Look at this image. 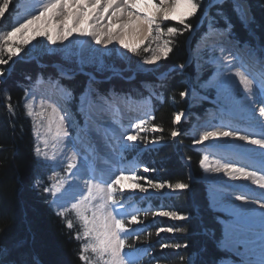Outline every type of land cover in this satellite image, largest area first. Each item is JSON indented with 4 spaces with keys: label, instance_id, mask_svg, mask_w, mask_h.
I'll return each instance as SVG.
<instances>
[{
    "label": "trees",
    "instance_id": "1",
    "mask_svg": "<svg viewBox=\"0 0 264 264\" xmlns=\"http://www.w3.org/2000/svg\"><path fill=\"white\" fill-rule=\"evenodd\" d=\"M198 2L202 7L187 20L191 28L171 24L180 29V34L163 36L172 41V51L161 61L160 71H172L164 80L156 79L157 84H160L154 88L156 97H151L153 118L150 124L157 130V136L152 139L160 144L151 151V155H145L147 166L152 170L151 175L157 181L189 184V189L169 196L166 202L171 205V210L186 219L170 224L167 217L152 220L146 216L140 221L141 224L136 225L140 229L137 233L140 240L137 241L136 235H133L129 243L133 249L146 250L148 254L137 264H155L154 258H159L161 264H180L191 256H194L193 264H218L227 254L219 245L220 226L215 220L217 213L208 207L199 180V155L190 148L189 137H181V146L170 140L175 112L189 110L180 92L186 90L185 78L194 75L192 66L186 63V44L190 32L196 27L204 29V25L199 26V22L206 11L221 26L224 24L223 19L216 14L217 7L211 6V0ZM247 4L251 17H254V23L247 26L233 11L232 0L223 4V10L234 25L232 33L238 44L247 42L251 47L258 44L264 52V0H247ZM199 32L197 30L191 42L200 36ZM144 56L143 50L139 54H129L128 62L134 68L136 62H140ZM4 58L7 59V54ZM114 58V54L105 57L104 67L101 68L85 66V70L102 78L99 82H92L94 94L106 97L110 94L135 98L150 96L143 83L153 82L155 78L149 73L138 71H123L120 75H113L109 73V68H112L110 66L122 69L127 67L125 62ZM111 59L115 61L110 62ZM56 64L71 68L73 78L60 76L54 67ZM181 65L184 67L180 71ZM0 70H3V74H0V248L8 249L5 258L17 264H37V261L39 264H85L79 259L84 240L83 237L77 239L81 230L79 219L71 212L59 215L50 205V195L43 190L49 186L48 176L52 169L35 152L33 122L26 114L23 97L37 76L52 77L71 90V104L75 106L85 92L89 78L79 72L76 60L68 64L63 52H48L46 47L35 51L22 48L7 64L0 65ZM201 109L196 106L191 108V112ZM185 160L189 162V173L193 178L191 183L188 182ZM152 200L156 205L159 202L154 198ZM68 221L73 224L71 229L67 226ZM167 227H182L184 231L174 232L172 236L164 232L162 238L156 237L158 228ZM175 243H181V249L174 250L172 245ZM161 244H168L169 247L161 249ZM169 257L174 259L169 260Z\"/></svg>",
    "mask_w": 264,
    "mask_h": 264
},
{
    "label": "snow or ice",
    "instance_id": "2",
    "mask_svg": "<svg viewBox=\"0 0 264 264\" xmlns=\"http://www.w3.org/2000/svg\"><path fill=\"white\" fill-rule=\"evenodd\" d=\"M226 2L227 0H211V6L217 7V16L224 21L222 26L218 20L208 16L207 12L204 13V18L208 20L209 30L217 32L221 36H230L234 28L230 17L223 10V4ZM232 3L233 11L237 13L242 23H245L246 26L254 23V17L249 15L250 7L247 4V0H232ZM201 7L202 4L198 0H47V3L42 5L38 15H32L31 18L19 23V26H13L11 31L0 35V65L7 64L12 60L22 50L23 45L27 44L36 35L46 37L51 44L55 45L58 41L62 42L69 36H72L74 31L78 32L80 36H89L94 39L96 44H103L106 47L108 45L114 46V43H118L123 49L133 54H139L141 50L144 52L151 51L152 54L144 59L143 63L149 65L156 64L162 58L168 57L172 51L170 47L172 41L164 39L162 45L157 44L155 48L152 45L161 36L173 37L180 34L178 27L167 26L165 22L175 21L185 29L191 28L192 26L187 23V20L196 15L197 10ZM8 8L9 0H0V17H4ZM42 20L44 21L43 27L38 24ZM201 23H203V19ZM30 30L32 35L28 36ZM18 34L19 43H13L12 41L17 38ZM215 47L216 45H213V50H215ZM219 47L221 52L226 50L222 44ZM245 47H250V45L246 42ZM111 51L112 49H108L102 55L107 56ZM5 54H7V59L4 58ZM117 54H119L118 50ZM71 55L73 53L65 50L66 59ZM211 62L216 65V78L207 81V85L216 87L218 91L217 100L223 99L224 101L220 109L222 118L224 116L235 115L241 106L251 108L256 102L252 99L253 96H257V94L264 96V63H262L259 80H254L241 71L233 74L231 68L234 65L231 63H223L219 58H213ZM93 63H97V58H81L79 60V64L81 65L80 70L83 71V65ZM98 63L100 67H104L105 62L103 59H99ZM110 67H112L115 73L120 72V69L115 68V66ZM160 67V65H157L151 71H160ZM180 67L183 68L184 65ZM139 70L144 71L142 67H139ZM169 71L172 70L170 69ZM0 74H3V70H0ZM85 74L90 77L89 87L81 94L78 106L79 111H83L86 101L89 104L96 103V101H92L91 99L93 91L91 83L96 81V77L91 73ZM167 75V72L161 73L162 78H166ZM61 76L66 79L73 78V76L68 75L64 71L61 72ZM235 78L239 79L243 95H240V88L236 86ZM54 84L59 85V80L55 81ZM59 87L69 100L72 99L70 89L64 90L63 85ZM254 87H256V91H254ZM185 95L186 92H180L181 97ZM97 99L98 101L107 102V98L99 93H97ZM261 102L264 103V100ZM24 107L27 110V116L33 118L34 124L36 123L35 118H40L39 124L34 128V131L38 138L43 141L46 148L49 145V140L40 137L41 128L49 134L53 141V149H55L56 143L64 137L69 136V129L65 128L67 117L62 115L57 107H51V111L49 112L41 104L40 110L35 111L31 100L25 103ZM260 116L264 117V108L260 109ZM175 121H181V114L175 116ZM145 123L144 120H141L140 124L136 125L137 129L144 131L141 125ZM261 127L264 128V123H262ZM179 134L178 130L174 128L170 136L175 139ZM225 138L246 141L253 146H258L262 150V155H264V133L259 138H250L249 135H241L238 129L205 131L195 143L204 144L205 142H214ZM137 139V135L127 136L128 141H136ZM157 142L159 141H154V143ZM128 147H132V145ZM35 152L37 156L44 155L47 157V153L42 152L38 145L35 148ZM74 160L75 157L72 158V162H69V169L76 167ZM199 163L206 172L223 173L230 178H244L264 188V176H258L255 171H248L244 167H238L233 163L221 162L220 160L209 162L207 155L200 159ZM148 171V168L144 169V172ZM125 179L146 181L148 187H145L144 183L139 182L133 183L130 186L133 189H138L140 193H147L149 188L153 190H163L165 188L172 190L189 189V184L186 182L158 183L142 175L124 176L123 173L117 175L111 182H107L106 188L101 184L88 182L86 185L87 195H82L80 200L72 204V209L76 212L81 224V230L77 235V239L83 237L85 240L79 256V259L84 261L85 264H137V252L139 249L134 250L133 246L129 243L131 237L135 234V229L129 228L128 224L139 223L138 217L136 212H133L130 214L129 221L123 210L124 205L122 200L117 199L118 194L122 196L123 194L116 188V185H120V188L123 189L125 185L121 184V181ZM43 190L46 193H50L53 197H56L59 191L56 187H44ZM123 199H127V197L124 196ZM236 199L242 200L243 197L237 196ZM261 207H264V204ZM64 214L63 211L59 213L61 216ZM156 215L168 217L174 221L186 219V217L178 215L177 211L162 210L156 213ZM67 226L71 229L73 227L72 222L68 221ZM159 231L182 233L184 229L182 227H167L161 228ZM136 240H140L139 235H136ZM160 247L164 249L168 248L169 245L161 244ZM181 247V243L172 245L174 250H179ZM89 251L94 255L95 260H90V257L87 255ZM7 254L8 249L0 248V264H17L16 261L7 260L5 258ZM176 255H179V253H176ZM154 259L155 264H161L159 258ZM168 259L172 260L174 257H169ZM37 264H39L38 261ZM225 264H233V262L228 260Z\"/></svg>",
    "mask_w": 264,
    "mask_h": 264
},
{
    "label": "bare ground",
    "instance_id": "3",
    "mask_svg": "<svg viewBox=\"0 0 264 264\" xmlns=\"http://www.w3.org/2000/svg\"><path fill=\"white\" fill-rule=\"evenodd\" d=\"M44 3H47V0H25V2L20 5L22 7L20 10L21 15H19L20 17L18 16L19 18H17L18 20L13 26H19V23L23 22L25 19L31 18L32 15H38ZM38 24L43 27L44 21L42 20L38 22ZM28 35H32L31 30L28 32ZM72 35H79V33L74 31ZM84 37V52H89V50L94 48L97 44L91 37ZM219 39L223 40L222 38ZM210 42H214V45H216L215 50H213L212 47L211 51H216L218 55L203 60L211 71L209 80H214L216 78V65L211 62L213 58H219L223 63H231L234 65L231 68L233 74L237 71H241L248 75L250 79L259 80L260 75L257 74V72L260 73L262 71V63H264V61L255 65L249 62L250 60L252 61V58L246 52L243 54L245 56H241L239 55L241 54L240 52H235L226 46H223L226 50L221 52L219 47L221 44L218 43L220 41L217 40V42H215V40H213ZM115 44L119 45L118 43ZM233 56H238L237 59H239L240 56L241 58L246 57L248 60L246 61L245 59L242 64L240 63L241 66L238 65V67L233 62L235 59ZM244 63H250L251 67H246ZM149 66L152 67L153 64ZM258 66H260L259 69ZM55 81L57 80L40 76L36 80L33 88L43 83L41 87L43 86L44 89L38 87L32 91L26 103L31 100L34 109L37 111L40 110L41 104H43L49 112L51 111V107H57V105L63 111L65 107H68V103L65 105L63 104L62 98L64 94L60 90V84H54ZM235 84L240 88V95H243V89L242 86L239 85L238 78H235ZM208 87H210L214 93V95H210L214 96L215 102H211L210 106L206 104L209 102H203V113L200 112V114H198L200 116L192 120V122L194 121L192 136L195 141L198 140L205 131L212 130L225 131L238 129L241 135H249L250 138H259V136L264 133V128L261 127L262 123H264V117L260 116V109L264 108V103L261 102L264 100V96H260L259 94L253 96L252 99L256 102L251 108L241 106L235 115L224 116L222 118L220 109L224 101L223 99L217 100L218 91L216 87ZM254 91H256V87H254ZM187 94L191 99H194V95H191L189 91H187ZM111 96H113V94L104 97L110 98ZM147 97L149 96L133 98L144 99ZM54 100H56L57 103ZM77 107L72 111V114L74 118L78 120V125L72 123L68 125V127H72V131L70 130V132L72 135L76 136L75 140L77 144L73 143V145L71 144L72 141L70 143L68 141L66 145L65 141L61 140L56 143V147L53 149V141H51L50 145L47 148L44 147L43 150V152L47 153V157L44 155L42 156L46 161L54 162V167L61 166L62 162L67 157H75L74 162L86 166L89 169L86 168L81 171L74 169L70 173L71 176L59 180L60 183L52 186L59 189L57 194L60 193V196L56 200L54 199V205H59L65 200L68 202L75 200V198L80 195L81 185L83 183H88L89 180H92V184H94L93 179L104 182L111 177L120 175V170L125 168L126 165L120 163V165L118 164L119 168H117L115 164L117 163L116 161L121 160L123 157L119 156L117 148H119L118 145H121L123 148L126 147V144L129 142L127 136L131 132V129H134L128 125L130 122L128 120L133 119L134 121H132L136 126L140 124L141 120H144L145 113L148 111L146 104H135L127 101H113L112 103L96 101V103L93 104H89L86 101L83 111H79ZM189 121L191 123V119ZM189 121L186 122L188 125ZM78 133H81L79 135L80 137H77ZM196 147L204 153V156L207 155L209 157V162L220 160L221 162L233 163L238 167H244L248 171H255L258 176H264V155H262V150L258 146H253L246 141L225 138L214 142L196 144ZM124 151L125 150H123L122 153ZM112 152L116 157H119L115 158L112 156ZM107 153L111 156H107ZM72 158H70L71 162ZM203 174L205 176V183L208 184V196L210 197L212 211L214 210L217 216H220L225 221L223 223L226 229L223 243L227 246V249L229 248L230 252L224 249L227 252V257H224L226 260L222 261L220 264H225L228 260H231L233 264H264V207H261V205L264 204V188H261L258 184H254L251 180L230 178L223 173L206 172L204 168ZM73 175L78 178V181H73V178H75ZM85 178L87 180H85ZM205 183L203 184L205 185ZM63 193L65 196L64 199H62ZM237 196H242L243 199L237 200Z\"/></svg>",
    "mask_w": 264,
    "mask_h": 264
},
{
    "label": "rangeland",
    "instance_id": "4",
    "mask_svg": "<svg viewBox=\"0 0 264 264\" xmlns=\"http://www.w3.org/2000/svg\"><path fill=\"white\" fill-rule=\"evenodd\" d=\"M24 2H25V0H9V8L6 10L4 17H0V35H3L5 32L12 30L13 24L18 20L17 18L20 17L19 15H21L20 10L22 9V7L20 5H22ZM207 13H208V16H210L209 12H207ZM7 16H8L9 20L8 19L5 20V18ZM250 16H251V12H250ZM202 19H203V23H201ZM165 24L167 26H170L171 24L179 25L175 21H167V22H165ZM199 24H200L199 26L204 25V29L203 30L196 29L197 27L195 29H193L190 32V36H189V38L187 40V44H186L187 45L186 63L188 65H191L193 70H194L193 76H191V77L187 76L185 78L186 95L184 97H182L187 102V108H189V110L186 113L175 112V115L173 117V126H174L173 129L174 128L177 129L180 134L175 139H173L171 137L170 140L174 143H177L178 146H181L183 143V142H181V137L186 136L188 138V136H189L191 138L190 148L195 153H197L199 155L200 159H202L204 157V153L200 149H197L194 137L192 136V128L194 126V121L192 122V120H195L197 118V116H200L198 114L201 111L199 113H196V112L194 113V112H191V108L196 107V106H200V105L202 106L203 102H205V103L209 102V103H206L209 106H210L211 102H213V101L215 102L214 96L210 95V94L214 95V93H213L212 89L207 86V81H209L211 71H210L209 67L206 65V63L203 62V60L206 58H209V57L212 58V57L218 55V53L216 51L215 52L211 51L212 50L211 48L213 47L214 42L212 43L210 41L215 40V42H217V40H218V41H220V42H218L219 44H222L224 47L226 46L235 52H237V51L240 52L241 54H239V55H241V56H245L243 54L246 52L252 58V61L250 60L249 62L254 63L255 65L257 63L264 61V59H263L264 58V52L261 50V48L259 47L258 44H257V46H253V47H251V46L245 47V43L238 44L239 42L236 41L233 33L230 36H221L217 32L210 31L209 27H208V20L206 18H204V14L201 17ZM5 26H6V28L4 29ZM162 27H163V25H162ZM197 30L200 31L199 32L200 36L195 40V42H191L190 41L191 38L194 35H197ZM28 36H31V35H28ZM219 38H222L223 40H221ZM83 39H85L84 36L72 35V38H71V36H69L66 40H63L62 42L58 41L57 44L53 45L47 40L46 37L36 35L34 38L30 39L27 44L23 45V48L26 51H35L36 49H38L40 47H44V48L46 47L48 52H63L64 56H65V50H68L71 53H73V55H71L67 59L65 58L66 63L73 64L74 60H76L77 66L79 68V72H82L83 74L91 73L92 75H94L96 77V81H100V79L102 80V78L98 77L95 73H92V72L85 70L84 69L85 66L94 65L96 67L101 68L99 66L98 60L99 59L104 60L105 57L110 56L111 54H114L115 58L120 59L123 63L125 62L127 67H126V69H122L121 67H115V68L120 69L119 73H115L112 70V68H109V73H113V75H120V74H122L123 71H130V72L131 71H138V72L151 74V76L155 78V81H153V82L147 81V82L143 83L144 88L149 92V95L151 97H156V93L154 91V88L160 84V83L157 84L158 80H156V79L158 78L160 81L164 80L165 78L161 77V73L167 72L169 74L171 72V71H169L170 69L163 70V71H157V72L151 71L152 69L156 68L157 65H160L161 61L164 58H162L160 61H157L156 64H153L152 67H150L149 64L143 63L144 59H146L148 56H150L152 54L151 51L144 52L145 56L143 57V59L140 62H136L134 68H132L131 65L129 64L131 62H128V56H129V54H132V53L126 49H123L120 45H117L114 43V46L108 45L106 47L103 44H97L94 48L89 50V52L88 51L84 52V46L83 45L85 43L84 42L85 40H83ZM163 41H164V37L161 36L160 39L155 44L152 45V47L155 48L157 46V44L162 45ZM225 41L228 43H226ZM12 42L13 43H19V34L17 35V38L14 39ZM205 42H206V44H205ZM108 49H112L110 54L107 56L102 55ZM117 50H118L119 54H117ZM241 56L239 57V59H237L238 56H233V58H235L233 60V62L237 66L238 65L241 66L240 63L242 64V62L245 61V59H246V57L241 58ZM89 57L97 58V63L85 64V65H83V71H81L80 70L81 65L79 64V60L81 58L88 59ZM35 60L37 61V59H35ZM115 60L111 59L110 62H113ZM247 60L248 59H246V61ZM39 63H40V61H39ZM244 65L246 67H251L250 63L249 64L244 63ZM54 67L56 68V70H57L58 74H60V76H61L62 71L67 72L68 75H71V76L73 75V71L69 67H65V66L60 65V64H56ZM139 67H142L144 69V71H140ZM259 67L260 66H258V69H259ZM179 70L181 71L182 68L180 67ZM101 71H102V69L99 70V72H101ZM257 74L260 75V73H258V72H257ZM38 77H40V76L36 77L34 82L31 84L30 88L25 92V95L23 97V104L24 105L26 103V100L28 98H30L29 95L31 94L32 91H34L38 87L44 89L43 86L41 87V85L43 83L39 84L38 87L36 86L35 88H33ZM45 78L58 80L57 78H52V77H45ZM88 78L90 80L89 76H88ZM59 84L61 85L60 82H59ZM86 87L87 88L89 87V83L87 84ZM91 89L93 90L92 91L93 94L91 93L92 101L101 102V101H98L97 95L94 94L95 90L92 88V83H91ZM187 91H189V93H191V95H194V99H191L188 96ZM118 93H120V92H118ZM103 96H105V95H103ZM150 96L147 98H144V99H135L133 97L113 94V96H111L110 98H107V102L112 103L113 101H119V102H126L127 101V102H131V103H135V104L140 103V104H146L147 105L148 112H146V116H144V121L146 123L144 125H141V127L144 129V131H140L138 129L137 130L133 129L134 130V132H133V130L131 128H128V129H131V132L129 133V135H137L138 139L136 141H129L128 144H126V147H124V148L121 147V145H118L119 148L124 149L125 151L123 153L119 154V156L121 155L123 157L121 158V160L116 161L117 163H115V164L117 165V168H119L118 164L120 165V163L126 165L125 168H123L121 170L119 169L120 170L119 173L120 174L123 173V175L125 174L124 176H126V175L127 176H131V175L141 176L142 175V176H145L147 178H151L154 182L159 183V181H157L155 179V177L151 175L152 170L150 167L147 166V162L145 160V155H151L152 154L151 151L155 147H157L158 144H160V142L154 143V141H156V140L152 139V138L157 136V133H156L157 130L154 126L149 124V121L153 118V114H152L151 109H150L151 99H152V98H150ZM79 104H80V97L78 98V105ZM57 109L60 110L62 115H65L67 117V119L65 120V128L69 129V136L64 137L62 140L65 141L66 145L68 144V141H69V143L72 141L71 144H73V143L77 144L76 140H75L76 136L72 135L70 132L72 127L71 128L68 127V125L70 124V121L72 124L74 123L71 112H69L68 110L64 111L65 109H63V111H62V109H60L58 107V105H57ZM77 109H78V107H77ZM34 110L37 111L36 109H34ZM202 110H203V106H202ZM205 111H207V110H205ZM177 114H181V121L180 122L175 121V116ZM30 118L32 119V122H33V133H34V137H35V141H36L35 148L38 145L43 152L45 145H44L43 141L40 138H38L36 132L34 131V128L37 127L39 124L40 118L39 117L35 118V121H36L35 124H34L33 118L32 117H30ZM190 119H191V123L189 121ZM188 121H189V125L186 123ZM80 134L81 133H78L77 137H80L79 136ZM40 137L48 139L49 145H50L52 140H51L49 134L43 128L40 129ZM129 145H132V147H128ZM112 156L116 157L113 152H112ZM39 158H41L44 162L48 163L51 166L52 172L48 176V181H49L48 187L49 188H51L53 185H55L57 183H60L59 180L61 178H68L69 176H71L70 173L74 169L81 171V170H85L87 168L86 166H83L81 164H77L76 162H74L76 167L69 169L68 168V164H69L68 162H71L70 158H72V157H67L62 162V165L57 166V167H54V162L46 161V159L42 155H40ZM63 163H65V164H63ZM185 164L188 167V176H189L188 182L191 183L193 178L190 176V173H189V172H191L189 162L185 160ZM198 165L200 168L199 180L201 181V184L204 188L208 207L212 211V206L210 204L211 203L210 197L208 196V184L205 183V180H204L205 176L203 174V167L200 166V163ZM145 168H148L149 171L144 172ZM87 169H89V168H87ZM74 177L75 178H73V181H78V178L76 176H74ZM114 179H115V177H111L110 179L105 180L104 182L100 181L98 179H93V182H94V184H101L103 187L106 188L107 182H111ZM85 180H87V179L85 178ZM85 180H83V181L86 182ZM89 182L92 183V180H89ZM137 182L144 183V186L148 187L146 181H133V180H122L121 184L125 185V187L123 189L120 188V185H116V188L120 191V193L123 194V196L118 194L117 199L122 200V203L124 205L123 210L125 211L126 218L129 221H130V214L133 212H136V214H137L138 222H139L137 224H141L140 221H142L144 218H146V216H149V218L154 220V219H157L158 217H160V216L156 215V213H158L159 211H162V210L174 211V210H171V205L166 203V202H168L169 196L174 195V194H178L182 190H172V189H168V188H165L163 190H153V189L149 188L147 193H140L138 191V189H133L130 187L133 183H137ZM203 183H205V185ZM86 185H87V183H83L81 185L82 188H81L80 195H78L75 198V200H72L69 202L67 200H65L63 203H60L59 205H54L53 201H55L60 196V193H58L59 195L57 194L56 197H53L50 193H48V194H50V200H51L50 205L54 208V210L57 213H60L61 211H63L64 213L71 212L72 215H74V217L78 218L76 215V212L72 209V204H74L78 200H80L82 195H87ZM124 196H126L127 199H123ZM64 197L65 196L63 193L62 199H64ZM153 198L159 201L157 205L154 204V202H152ZM215 216H216L215 220L218 222V224L220 226L219 245L223 250L225 249L228 252H230L229 248L227 249V246L223 243L224 237H225L224 234H225L226 229L224 228L223 222L219 218H217V215H215ZM166 219H167L168 223H170V224L174 223L175 221H178V220H175V221L171 220V218H168V217ZM137 224L129 223V225H128L129 228L135 229V234H133V235H137V233H139L140 229H138V226H136ZM67 225H68V222H67ZM160 229L161 228L157 229V231L155 232V235H156V237L162 238L163 237L162 235L164 234V232H160L159 231ZM166 234H169V233H166ZM172 234H175V233H170V236H172ZM84 242H85V240H83V243ZM137 249H139V248H137ZM147 254L148 253H146V250L139 249V251L137 252V257H138L137 263H139L144 257H146ZM87 255L90 257V260H95L94 255L90 251L87 253ZM225 260L226 259L222 258L218 262V264H220L222 261H225ZM193 261H194V256H191L188 259H186L184 263L181 262L180 264H193Z\"/></svg>",
    "mask_w": 264,
    "mask_h": 264
}]
</instances>
